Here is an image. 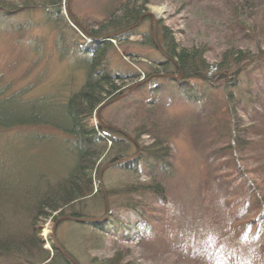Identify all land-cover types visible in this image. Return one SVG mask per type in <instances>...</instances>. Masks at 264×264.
I'll list each match as a JSON object with an SVG mask.
<instances>
[{
	"label": "rangeland",
	"instance_id": "obj_1",
	"mask_svg": "<svg viewBox=\"0 0 264 264\" xmlns=\"http://www.w3.org/2000/svg\"><path fill=\"white\" fill-rule=\"evenodd\" d=\"M119 1L64 0L58 16L40 9L11 16L0 12V21H6L0 23L5 30L0 32L1 92L8 95L22 91L21 99H32L63 96L76 88L83 76L75 60L80 50L91 45L86 32L102 27ZM231 1L245 3V22L256 29L244 36V41H240L244 33L235 26V17L228 18L226 7ZM239 1L151 0L132 33L119 42L112 41L105 67L128 78L120 84L119 94L101 103L105 106L99 117L130 139L132 144L125 139L116 143L127 150L124 158L129 163L138 159L143 147H151L152 136L157 135L168 145L171 169L155 175L167 198L157 205L146 193L129 195L149 204L151 214L144 215L150 219L147 229L135 211L120 203L126 198L122 189L149 183L150 177L143 167L136 174L125 171L118 161L120 147L108 146L98 162L97 176H93L96 197L86 200L83 208L84 217L112 220L98 231L91 224L73 221H62L55 229L56 243L77 264H101L116 253L123 264H250L249 259L259 256L257 245L240 241L236 225L241 218L238 212L229 213L224 200L240 195L238 203L246 199L253 203L254 198L264 202V91L256 85L264 76V54L259 60L261 66L256 65L254 71H250V63L243 71L240 67L235 74L226 73L223 88L216 82L217 89L208 93L207 105L199 108L180 96L176 80L183 76L172 66L161 65L166 58L159 48L160 30L165 27L180 45L205 43L204 58L211 66L220 62L224 49L230 46L242 47L251 54L264 52V0ZM255 2L260 3L258 12ZM254 11L258 15H251ZM49 16L51 23L47 22ZM55 19L59 20L52 23ZM26 20L33 21L29 34L9 31L11 25ZM189 83L197 89L205 88L198 79ZM139 85L145 86L143 93L149 87H160L163 96L154 106L156 113L150 115L158 124L154 126L157 132L136 137V132L152 124L136 109L142 93L136 90ZM230 108L234 113L228 112ZM89 121L99 124L95 112ZM66 140L67 135L44 124L0 127V214L11 217L9 231L25 238L24 242L34 231L44 249L50 251L55 221L68 212L53 213L55 219H37L32 231L29 210L39 195L66 173L72 160L64 151ZM251 202L244 203V208H250ZM33 260L27 250L19 255L0 252V264H29Z\"/></svg>",
	"mask_w": 264,
	"mask_h": 264
},
{
	"label": "trees",
	"instance_id": "obj_2",
	"mask_svg": "<svg viewBox=\"0 0 264 264\" xmlns=\"http://www.w3.org/2000/svg\"><path fill=\"white\" fill-rule=\"evenodd\" d=\"M150 1L125 0V2H122L120 0L118 5L107 14V19L102 24V27L86 32V39L89 40L91 45L85 50H80L79 57L75 60V67L81 71L83 78L76 88L68 90V93L63 96L44 95L32 99H21L19 96L23 95L22 91L6 95L0 89V127L44 124L54 127L67 135V140L65 141L66 150L64 151L72 160L64 176L46 188L39 195L32 209L29 210L31 223L28 224L32 227V231L34 228L33 224H35L37 219H55L52 216L53 213L65 214V212H68V215H62L61 217H84L86 212L83 207L86 200L96 197L93 189V176L95 174L97 176L98 162L102 154L108 146L114 149L117 146L120 147V145H116L118 140L125 139L128 144L131 143L128 137L126 139L123 137L124 134L116 129L104 127L100 124H91L89 117L105 99L118 93L120 84L128 78L106 69L105 58L107 50L111 46L112 41L119 42L123 39V36L132 33L131 30L140 22L144 15L143 10ZM236 1L240 2L239 0ZM63 3L64 0H0V12L3 15L11 16L20 12L27 13L34 9H40L43 12L55 13V16H58ZM230 3V6L226 7L230 11L228 18L231 15L235 17V26L241 31L240 34L244 33L240 41H244L246 39L244 36H247L248 33L256 32V29L245 22L242 11L245 3L236 4L233 1ZM255 8L258 12L260 8L259 2H255ZM49 13L45 14L48 16ZM256 14L258 15L254 11L251 15L254 16ZM1 19L7 20L8 18ZM51 20L49 16L47 22L51 23ZM57 20L55 19L52 23L57 22ZM1 22L6 23V21ZM8 22L12 23L10 20ZM32 22L26 20L13 24L10 26L9 31L14 30V32L21 35L29 34L33 27ZM2 31L5 30L0 27V32ZM160 37L162 42L159 48H161L166 58L161 65L168 64L172 66L171 68L174 69V72L182 74L183 78L176 80L177 90L184 101L199 108L207 105L210 97L208 93L217 89L218 85H216V82L221 84L226 73L235 74L237 73L235 70L240 67L241 71H243V68H246L250 63V66H253L250 71H254L258 68L257 66H261L259 60H261V54H264L261 50L251 54L250 51H245L242 47L234 45L224 49L220 62L211 66L204 58V53L206 52L205 43L189 47L180 45L165 27L160 30ZM191 79L203 81L205 88L197 89L189 83ZM260 82L257 80L256 85L264 91V87L261 88V85H264V76ZM220 86L222 87V84ZM235 86L238 88V84ZM144 89L145 86L143 85H139L136 89L137 92H142L140 94L141 98L136 102L138 103L136 109L145 113L142 118L152 122V124L148 125L149 129H143L136 133L133 131L136 137L141 134L152 135L153 130L156 132L158 130L157 127H154L158 126V124L151 120L150 115L153 117V113H156L154 106L159 105L162 101L161 88L152 86L149 87L147 92L143 93ZM246 91L251 92L248 89ZM228 112L230 114L234 113V108H230ZM152 139L154 141L151 147L147 149L143 147L138 159L134 162L130 161V163H133L132 166L128 160H124L126 159L124 158L126 149L122 150L120 147L119 150H122H118V158L120 159L117 158L121 162L120 167L124 168L125 171L135 172L136 174L140 167H143L150 177L149 183H139L136 186H128L125 187L126 189H122L121 191L126 195V198L120 203L123 208L135 211L142 222L145 223L147 229H150V219L144 218V215L151 214L149 204L143 200L131 198L129 195L139 196L141 193H146L148 199L151 198L155 204L165 203L167 198L166 190L155 175L166 174L171 169V153L168 145L161 141V138H158L157 135L152 136ZM110 193L108 191L107 195L111 196L112 194ZM239 198L240 195L228 197L224 200V205H226L227 210L232 215H236L235 212L239 213L238 216L241 219L236 225V232L240 235V241L244 243L247 240L246 242L257 245L258 252L260 251L259 256L249 259L251 260L250 264H264V202L262 198L261 200L254 198L253 203L249 199H246L247 202L238 203ZM248 202L252 203L250 208H244V203ZM76 205L77 207L82 205L81 209L77 210L75 208ZM249 212H253L252 216L246 217ZM101 219L98 223L86 224L93 225L91 227L98 231L101 227L103 229L106 228L109 224L108 221L112 220L109 218L105 219V217ZM57 221L58 219L55 223ZM9 223H13L11 217L0 214V236L2 237V239L0 238V252H11V254L19 255L21 251L27 250L35 258L29 264H74V258L68 254L74 261L72 262L55 244L51 245V251L44 249L41 239L36 237L34 231L29 241L24 242L25 238H20L19 234L9 231L11 228ZM94 232L96 231L94 230ZM252 259L256 260L253 261ZM101 264L123 263L121 262L120 254L116 253L113 257L103 260Z\"/></svg>",
	"mask_w": 264,
	"mask_h": 264
},
{
	"label": "water",
	"instance_id": "obj_3",
	"mask_svg": "<svg viewBox=\"0 0 264 264\" xmlns=\"http://www.w3.org/2000/svg\"><path fill=\"white\" fill-rule=\"evenodd\" d=\"M67 15L71 16L70 13L67 11ZM149 15V14H148ZM152 23L154 24V21L152 20ZM168 77H172L175 78V76L173 75H166ZM104 104H101L95 111L96 114V118L98 123L101 126L104 127H108V128H113L116 129L114 126L107 124L105 122H103L100 117H99V113L101 111V109L104 107ZM126 160V159H124ZM105 210H106V215L108 214V208H107V198L105 197ZM102 219L101 218H91V217H71V216H65V217H61L60 219H58V221L54 224L53 229H52V239L54 244L58 247V249H60V251L66 256L68 257L72 262H74L69 256L68 254L56 243V239L54 237V233H55V229L57 227V225L62 222V221H73V222H77V223H98L100 222ZM74 264H77L76 262H74Z\"/></svg>",
	"mask_w": 264,
	"mask_h": 264
}]
</instances>
